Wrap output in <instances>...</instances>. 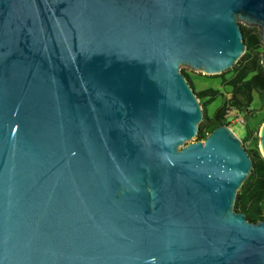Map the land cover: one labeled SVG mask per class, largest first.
Returning <instances> with one entry per match:
<instances>
[{
    "label": "water",
    "instance_id": "1",
    "mask_svg": "<svg viewBox=\"0 0 264 264\" xmlns=\"http://www.w3.org/2000/svg\"><path fill=\"white\" fill-rule=\"evenodd\" d=\"M240 23L264 46V0H0V264H264L251 156L190 139L180 67H230Z\"/></svg>",
    "mask_w": 264,
    "mask_h": 264
},
{
    "label": "trees",
    "instance_id": "2",
    "mask_svg": "<svg viewBox=\"0 0 264 264\" xmlns=\"http://www.w3.org/2000/svg\"><path fill=\"white\" fill-rule=\"evenodd\" d=\"M245 49L238 59L227 69L210 75L211 81L198 87L203 79L181 68L188 83L192 86L202 106V119L198 123L195 139H203L215 126L229 124V112L241 115L246 124L245 135L241 138L252 159V167L237 189L234 208L242 211L249 220L264 218V156L258 147V124L264 120V65L261 53L264 46L259 28L256 25L240 23ZM205 76V75H203ZM201 78V79H200ZM206 82V81H205ZM254 92L259 100V107L252 105ZM220 96V104L208 112V103ZM262 110L258 124L250 126L248 119Z\"/></svg>",
    "mask_w": 264,
    "mask_h": 264
},
{
    "label": "rangeland",
    "instance_id": "3",
    "mask_svg": "<svg viewBox=\"0 0 264 264\" xmlns=\"http://www.w3.org/2000/svg\"><path fill=\"white\" fill-rule=\"evenodd\" d=\"M180 67L183 68V69H186L187 71L189 70V71L193 72L196 75V77H195L196 79L199 78L197 75L200 74L199 76L203 79L204 82L202 84L198 82L197 83L198 87H202V86L208 84L211 81V78H209V76L213 75V74H217V73H204L202 70H193V69L189 68L186 65H180ZM203 75H205V76H203ZM220 99H221V97L217 96L210 103H208V112L209 113H211L214 110V108L218 104H220V102H221ZM252 105L255 108L259 107V100H258L257 95L255 94V92H254V98H253ZM261 116H262V110L257 109L256 110V115L248 119V123L250 124V126H253L254 124H258L257 122L261 118ZM228 117H229V126H230V128L233 130V132L238 137L242 138L245 135V132H246V124L243 122L242 116L237 114L235 111L232 110V111L229 112V116ZM260 124L261 123L258 124V128H257V131H256L258 136H259ZM195 138H196L195 135L190 137V139H195ZM258 147H259V137H258Z\"/></svg>",
    "mask_w": 264,
    "mask_h": 264
}]
</instances>
